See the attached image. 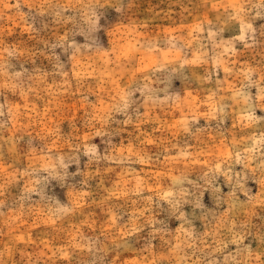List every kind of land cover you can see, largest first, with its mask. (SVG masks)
Returning a JSON list of instances; mask_svg holds the SVG:
<instances>
[{"label":"clouds","instance_id":"obj_1","mask_svg":"<svg viewBox=\"0 0 264 264\" xmlns=\"http://www.w3.org/2000/svg\"><path fill=\"white\" fill-rule=\"evenodd\" d=\"M140 2L0 0V210L23 180L19 210L68 223L92 264H264V0H161L145 19Z\"/></svg>","mask_w":264,"mask_h":264},{"label":"rangeland","instance_id":"obj_2","mask_svg":"<svg viewBox=\"0 0 264 264\" xmlns=\"http://www.w3.org/2000/svg\"><path fill=\"white\" fill-rule=\"evenodd\" d=\"M169 5L161 0H141L140 4L137 6L136 15L140 19H145L153 14V10L159 12L161 9L164 11L168 10ZM73 13L69 12L68 15ZM114 17V13L108 10L105 13V17L100 20V24L106 25L107 20H111ZM172 25L169 21L156 20L153 22V28L156 32L169 29ZM39 27V23H37ZM71 28L72 26L69 25ZM63 35V31H61ZM231 33H225L226 38L229 37ZM100 44L107 47V36L106 33L101 30L96 33ZM70 39H74L78 44H85L86 37L84 35H74ZM59 53L60 50L57 49ZM63 59V57H61ZM155 61V57H149L147 60L142 58L141 62L144 64L145 70L148 66ZM243 62V58L241 60ZM39 63V61H38ZM47 65V61H44ZM220 78L223 79L224 74L220 72ZM179 84V82H176ZM255 93V89H252ZM137 96L139 94L137 93ZM82 115V112L80 113ZM257 115H264V113L258 112ZM204 123V121H201ZM64 131L68 132L67 124L64 125ZM127 135V133H125ZM38 147H43V145L37 141ZM93 143L99 145L100 139L96 138ZM21 159L16 167L23 171L28 164L26 158L23 157V152L27 149V142L22 141L21 145ZM86 159V158H85ZM73 166L69 171L74 170ZM139 170V168L137 169ZM42 175H46L42 174ZM24 182L23 180L18 181L15 184L9 186L8 192L6 193V203L2 210L4 215L0 216V261L3 264H22L23 259L28 256L39 257L41 264H92L93 260L99 261V257L94 256L89 253L86 249L76 248L70 246L73 242L75 233L69 231V224L65 223L64 226L58 227L49 222L48 216L46 215V210L41 206L35 209L31 215H26L21 212L19 198L23 194ZM225 190H227L225 188ZM47 197L53 200L59 199L63 202V189L60 187L57 181H49L45 189ZM39 200V197L35 194L32 195V201ZM203 203L208 207H215L213 195L211 193H205L203 197ZM31 202L25 204V208H31ZM184 211L187 213L192 212V207L190 205H185ZM87 219V217H85ZM104 215L100 209L95 210V219L91 226L85 224L84 231L87 236H98L99 229L98 224L103 223ZM72 223H75L73 221ZM179 222L172 220L169 222V227L175 229L178 227ZM103 239V237H100ZM248 243V241H246ZM255 247V242L252 243ZM236 246H230L231 251H235ZM108 259H111L109 255Z\"/></svg>","mask_w":264,"mask_h":264}]
</instances>
